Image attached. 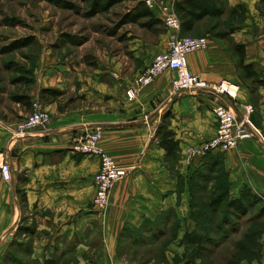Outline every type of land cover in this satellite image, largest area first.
I'll list each match as a JSON object with an SVG mask.
<instances>
[{
	"label": "crops",
	"instance_id": "crops-1",
	"mask_svg": "<svg viewBox=\"0 0 264 264\" xmlns=\"http://www.w3.org/2000/svg\"><path fill=\"white\" fill-rule=\"evenodd\" d=\"M225 1L229 6L246 4L249 14L263 26L264 17L255 8L257 0ZM153 12L160 18L156 8ZM252 17L230 37L245 44L246 63L258 61L264 67V34L258 38L250 35ZM169 34L168 30L160 35L156 43L137 40L134 56L142 63L132 77L112 85L96 80L82 85L75 97L83 96L85 106H76L73 99L64 108L47 103L49 123L22 135L12 132L17 121L0 120V152L10 166L9 180L0 171V264H15L12 255L20 252L30 254L31 263L38 264L48 259L56 264H153L150 259L121 257L120 241L138 231L149 234L150 228L159 229V221L168 223L173 217L169 210L186 205L187 190L181 196L182 206L177 205V181L155 137L163 117L169 113L170 128L183 150L216 133L215 104L233 105L240 118L243 105L254 103L239 76L233 47L225 46L226 39H214L206 49L189 53L187 68L210 84L221 80L235 83L236 101L208 89L173 93L175 72L170 70L158 74L150 85L140 88L134 100H128L126 88L155 54L167 48ZM252 40H259L258 44ZM43 87L30 94L31 100L39 98ZM259 91L262 100L255 109L264 132V89ZM254 119L256 122L255 115ZM94 128L102 129L100 147L118 165L131 169L114 183L103 212L94 205L99 158L72 150L74 141ZM262 145L246 139L224 153L232 192L238 194L248 186L264 193ZM257 264H264V249Z\"/></svg>",
	"mask_w": 264,
	"mask_h": 264
},
{
	"label": "rangeland",
	"instance_id": "rangeland-1",
	"mask_svg": "<svg viewBox=\"0 0 264 264\" xmlns=\"http://www.w3.org/2000/svg\"><path fill=\"white\" fill-rule=\"evenodd\" d=\"M64 1L73 3L75 8L60 7L47 0H0V120H13L17 124L28 116L32 108L15 103L11 98L15 94L30 95L40 85L61 92L53 102L58 108L66 107L72 99L76 106H85L87 103L83 96L75 97L82 85L88 86L87 83L93 80L112 85L123 77H132L134 69L142 63L141 58L134 56L137 40L156 43L161 40L160 35L168 31L164 25L147 30L134 23L121 24L122 16L132 9L136 0L117 4L108 12L92 17L85 15L87 3L84 0ZM157 1L163 4L170 2ZM255 8L264 17V5L256 3ZM236 14L233 16L227 7L222 17L205 19L185 36H206L209 42L221 40L219 34L228 35L229 29L233 30V26L242 25L252 17L246 8H240ZM251 27L250 35L260 37L263 26L253 17ZM27 37L34 43L2 53V49L14 40ZM225 39L226 48L231 49L233 41ZM254 41L258 44L259 40ZM255 64L259 71L264 68L258 61ZM248 84L256 90L255 83L247 81ZM41 90L37 99L46 107L50 102L41 98ZM253 98L258 106L262 100L260 91L256 90ZM257 120L261 128L260 115ZM259 144L262 145L261 142ZM203 158L206 159L205 156ZM166 165L177 181V205L182 206L181 196L187 190L186 205L178 210L180 216L175 209V216L169 218L168 223L159 221L160 230L155 238L130 236L122 239L121 257L150 259L153 264H183L187 257L193 259V264L260 262L264 249V215L260 211L264 207V193L252 188L261 195L257 204L249 207L242 217L227 206L229 196L236 197L240 192L231 191L224 168L219 166L190 177L192 170L182 173L180 160H170ZM224 194L228 197L223 198ZM193 210L197 214H191ZM187 232H197L200 240L209 237L213 244L203 247L202 252L196 255L192 251L195 247L185 242ZM96 244H100L98 237ZM20 253L22 260L15 264H38L31 263L30 254Z\"/></svg>",
	"mask_w": 264,
	"mask_h": 264
},
{
	"label": "built area",
	"instance_id": "built-area-1",
	"mask_svg": "<svg viewBox=\"0 0 264 264\" xmlns=\"http://www.w3.org/2000/svg\"><path fill=\"white\" fill-rule=\"evenodd\" d=\"M136 1L145 3L152 10L156 8L165 28L172 33L168 38L167 48L155 54L151 62L128 85L125 90L127 98L133 100L140 88L150 85L161 72L170 70L175 72L171 80L173 93L208 89L218 95L227 96L232 102L236 101L238 87L235 83L221 80L217 84H210L188 70L187 55L206 49L209 41L206 36L181 35V22L174 7L175 0L165 4L157 0ZM31 108V113L15 125L14 135L25 134L49 123L51 113L40 100L33 99ZM255 110L253 104H244L241 117L238 118L233 105L215 104L212 112L216 120V133L203 142L187 144L183 150H180L182 169L188 170L197 165L208 153H225L237 147L242 140L256 139L264 145L263 130L251 120ZM101 133V128L85 131L74 141L72 150L99 158V168L94 175V205L97 210L104 211L109 204L110 192L114 183L130 173L131 169L118 165L116 160L100 147ZM0 171L4 179H10V166L4 152H0Z\"/></svg>",
	"mask_w": 264,
	"mask_h": 264
},
{
	"label": "trees",
	"instance_id": "trees-1",
	"mask_svg": "<svg viewBox=\"0 0 264 264\" xmlns=\"http://www.w3.org/2000/svg\"><path fill=\"white\" fill-rule=\"evenodd\" d=\"M57 6L73 9L75 8V5L71 2H67L64 0H47ZM87 3V12L86 16L92 17L99 13L108 12L110 9H112L115 5L127 2L130 0H84ZM257 4L264 5V0H257ZM175 10L180 18L181 22V35L188 34L193 32L198 24L205 19L208 18H219L222 17L227 7L229 8L230 13L236 17V11L240 8H246L248 9V6L244 3L237 4L235 6H229L228 3L225 0H178L174 3ZM121 24H127V23H134L139 25L142 28H145L147 30H152L157 26L164 25L161 18L157 17L152 9H150L145 3L138 2L132 7L131 10H129L127 13H125L121 20ZM245 24V21H244ZM244 24L233 26L234 29H229V34L224 35L223 33L219 34L221 36V39L229 38L233 41V49L234 53L237 57L236 66L239 72V76L242 80V82L246 85V87L249 89L252 99L253 93L257 90L264 89V68L261 71L258 70L257 64L255 62H249L246 63V47L243 43H237L235 40L231 39L230 34L233 33L236 29L242 28ZM263 34H264V22H263ZM75 43L74 40H71ZM34 43V40L32 38L27 37L23 39H16L13 42H11L8 46L2 49V53L14 51L23 47H26L30 44ZM247 81H251V83H255L256 90L253 86L247 85ZM61 92L55 88H43L41 90V98L43 100H46L47 102L53 103L58 95H60ZM15 103H19L22 105H25L27 108H31V96L29 94H15L11 98ZM254 107H257L255 102L252 103ZM256 111L254 113L256 115ZM256 123H257V117H256ZM155 137L158 139L160 147H162L165 150V163L168 164V161L174 160L179 161L180 160V146L179 141L175 138V133L170 128V120H169V113H167L164 117L162 122L159 124V126L156 129ZM206 158V156H208ZM205 160L200 161L195 166H192L188 168V170H192V174L190 175H197L202 174L204 171L207 170H213L216 167L221 166L225 169L227 177L228 172L225 167L224 163V153H208L205 155ZM180 174V170L178 172ZM178 175V174H177ZM227 191V190H225ZM227 193V192H226ZM261 194L254 192L251 187L245 186L240 191V194L236 197H230L227 201V206L231 209H234V213L242 215V217L247 213L248 208L251 206H254L257 204V200L260 197ZM22 199L24 198L23 195H21ZM228 197V194H224L223 198ZM194 204V203H193ZM194 209V208H193ZM261 213L264 215V207L260 209ZM197 214L194 212V210L191 212V214ZM169 216L170 214H173L175 216V212L172 210H169L168 212ZM159 229L156 228H150L149 234L145 233L143 234L142 231L136 232L134 235L136 238L141 237L142 239L144 236H148L150 239H153L157 236ZM264 232V231H263ZM201 236L199 234L194 232H187L185 233V242L190 247H195L192 249V251L195 252L196 255H199L202 252L203 247H209L213 244V241L210 240L209 237H206L203 240H200ZM133 241H136L133 237ZM203 243V244H202ZM201 245V246H200ZM199 247H202L201 249ZM14 260L17 262L22 260L18 254H15V256L12 255ZM44 264H56L54 259H48L45 261ZM183 264H193V259L187 257L186 261L183 262Z\"/></svg>",
	"mask_w": 264,
	"mask_h": 264
},
{
	"label": "water",
	"instance_id": "water-1",
	"mask_svg": "<svg viewBox=\"0 0 264 264\" xmlns=\"http://www.w3.org/2000/svg\"><path fill=\"white\" fill-rule=\"evenodd\" d=\"M251 120L255 123L254 115H252Z\"/></svg>",
	"mask_w": 264,
	"mask_h": 264
}]
</instances>
